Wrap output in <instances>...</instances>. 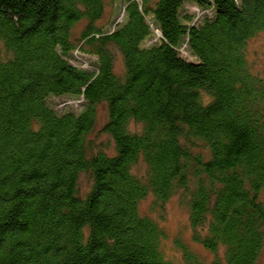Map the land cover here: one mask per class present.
<instances>
[{
  "label": "trees",
  "instance_id": "16d2710c",
  "mask_svg": "<svg viewBox=\"0 0 264 264\" xmlns=\"http://www.w3.org/2000/svg\"><path fill=\"white\" fill-rule=\"evenodd\" d=\"M262 31L264 0H0V264H206L179 235L167 258L141 212L180 192L209 264H257L264 81L245 47Z\"/></svg>",
  "mask_w": 264,
  "mask_h": 264
},
{
  "label": "rangeland",
  "instance_id": "374dc122",
  "mask_svg": "<svg viewBox=\"0 0 264 264\" xmlns=\"http://www.w3.org/2000/svg\"><path fill=\"white\" fill-rule=\"evenodd\" d=\"M185 10L187 13L195 15L199 19L204 15L212 14L210 10H202L191 4H187ZM107 11H109V9ZM108 16L110 17H107L106 20L103 21V24H107L108 27L112 26L110 19L113 20L117 18L118 22L122 21V15L118 13V9L114 10L112 13H109ZM149 19L152 21L151 16H149ZM80 28L81 26L78 27V29ZM156 35L157 37H155L154 40L146 42L145 46L152 45L154 42H156L158 40V37H160L159 32H156ZM245 48L246 63L249 64L250 73L264 81V31L259 32L257 35L250 38L246 42ZM180 51L183 57L189 60H195V58H193L188 52L184 51V49H181ZM75 55H77L78 59L74 61V64L84 69L93 70L92 67L96 61V58L91 56H82L78 53H76ZM121 58L119 59L117 64V71H122L123 69ZM50 104L58 111L62 112H80L83 109V107L81 106L82 100L76 99L75 97L71 96L53 97V99L51 98L50 100ZM99 114L100 118L105 115L104 106H99ZM100 140H103V138ZM138 172H144V167L142 165L139 167ZM88 182H90L88 175H82L81 186L84 189H87ZM180 194L181 192L175 194L163 204H159L156 206H153V203L156 199L153 196H149L145 201L142 202L140 206L141 212L143 214L154 217L156 220L159 219L161 226L168 233L169 239L164 241V252L167 258L172 260L181 259L182 255L178 251L175 243L172 240L174 236L179 235V238L182 241L187 243L188 246L200 258H202L206 264H209L214 259V255L210 251L205 249L202 245L197 243L195 244L193 242L189 216L186 209L183 208L180 204ZM257 264H264V252L262 253V256Z\"/></svg>",
  "mask_w": 264,
  "mask_h": 264
}]
</instances>
